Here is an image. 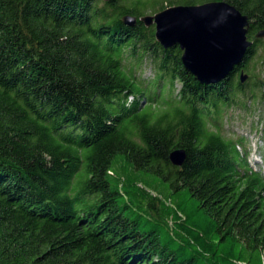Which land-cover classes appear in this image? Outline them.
Returning a JSON list of instances; mask_svg holds the SVG:
<instances>
[{
  "label": "trees",
  "instance_id": "16d2710c",
  "mask_svg": "<svg viewBox=\"0 0 264 264\" xmlns=\"http://www.w3.org/2000/svg\"><path fill=\"white\" fill-rule=\"evenodd\" d=\"M209 2L252 46L201 85L139 19ZM260 32L264 0H0V264H264V175L219 131Z\"/></svg>",
  "mask_w": 264,
  "mask_h": 264
},
{
  "label": "water",
  "instance_id": "95a60500",
  "mask_svg": "<svg viewBox=\"0 0 264 264\" xmlns=\"http://www.w3.org/2000/svg\"><path fill=\"white\" fill-rule=\"evenodd\" d=\"M139 21L146 27L154 26L155 40L163 49L179 47L184 67L201 85L226 78L252 46L247 38L248 18L223 2L172 6L143 16ZM123 22L134 26L136 19L125 16ZM257 37L264 38V32ZM246 80L247 75L242 74L241 84ZM170 161L182 166L184 152L171 153Z\"/></svg>",
  "mask_w": 264,
  "mask_h": 264
},
{
  "label": "rangeland",
  "instance_id": "374dc122",
  "mask_svg": "<svg viewBox=\"0 0 264 264\" xmlns=\"http://www.w3.org/2000/svg\"><path fill=\"white\" fill-rule=\"evenodd\" d=\"M154 1L161 2L163 0ZM152 14L153 12L148 11L145 15ZM149 66L148 64L141 72V77L147 80L154 77ZM250 66H254L252 69H254L256 78L251 79L249 77L246 82L252 83L257 80L259 87L250 91L252 85H248L245 94L239 97L240 105H233L224 111L219 131L225 139H231L235 142L241 140L242 144L239 145L238 150L247 151L251 166L261 170L264 175V100L262 99V92L264 91V48L260 47L256 50V56L250 62ZM258 155L260 157H255Z\"/></svg>",
  "mask_w": 264,
  "mask_h": 264
}]
</instances>
